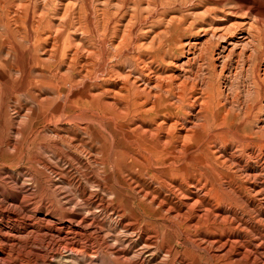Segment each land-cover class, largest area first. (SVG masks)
I'll use <instances>...</instances> for the list:
<instances>
[{
  "label": "bare ground",
  "instance_id": "bare-ground-1",
  "mask_svg": "<svg viewBox=\"0 0 264 264\" xmlns=\"http://www.w3.org/2000/svg\"><path fill=\"white\" fill-rule=\"evenodd\" d=\"M154 27L163 31L155 33ZM0 28V63L12 73L16 93L31 100L15 122H8L7 105L1 104L0 131L7 140L0 143V156L17 159L21 171L39 133L51 134L39 139L43 153L51 142L60 159L90 147L96 165L97 155L110 149L121 158L127 204L147 206L158 220L178 228L192 252L229 257L232 264H264V0H0ZM186 33L202 40L185 44L180 39ZM176 34L177 55L186 47L187 59L166 64L159 58L160 72L145 58L161 48V36L170 40ZM108 40L119 41L108 45L116 57L127 51L130 66L124 73L102 69L97 76L99 63L111 54L90 41ZM222 75L224 90L218 84ZM36 85L52 90L53 97H42ZM67 102L83 127L65 128ZM92 124L108 125L113 142H100ZM44 154L34 166L46 171ZM4 168L0 185L14 186ZM24 186L14 193L25 204L17 209L22 224L43 233L40 242L31 240L34 252L92 258L94 238L105 242L109 236L97 222L81 218L73 206L64 222L47 226L45 214L29 212L32 195ZM95 198L103 209L111 205L101 194ZM0 215L16 216L12 201H1ZM38 221L45 226L35 228ZM136 224L129 219L126 229ZM5 229L0 228V246L7 253L18 242L2 240ZM139 231L144 254L156 237L146 228ZM115 244L106 245L117 256L126 254Z\"/></svg>",
  "mask_w": 264,
  "mask_h": 264
},
{
  "label": "rangeland",
  "instance_id": "rangeland-1",
  "mask_svg": "<svg viewBox=\"0 0 264 264\" xmlns=\"http://www.w3.org/2000/svg\"><path fill=\"white\" fill-rule=\"evenodd\" d=\"M153 30L155 33L160 34L163 31V28L156 29L154 27ZM173 37L174 38L167 40L165 39L166 37L161 36V48L154 53H151V55L149 53V55L145 58L147 62H153V66L155 65V67L160 69V72L162 67L159 68L157 65L160 59H162L166 64H172L174 62H178L179 60L184 63L187 59V56L185 55L187 52L186 47L183 55L180 57L177 55V46L173 41H176L175 39L178 38V34ZM182 38L180 40L184 41L185 44L188 43V41L193 42L202 40L200 39L201 36H192L189 33L184 34ZM91 42L94 45L93 48L96 49L98 46L101 48L105 47V49L111 54L107 57L108 60L105 59L99 63V67L96 69L97 76L100 74L99 72H101L102 69L107 70V72L119 71L120 73H124L128 70L127 67L130 66V60H128L127 51L121 50L116 54L122 55H119L120 57H116L115 54H112L113 51L109 47V45L113 43V46L118 45L119 41H96V43L94 41H90V44H92ZM39 43L40 42L37 41V44ZM66 53L69 54L72 53V51L68 49ZM70 55L71 54L67 55V57ZM20 59L24 60V58L21 57ZM57 62L58 61L54 62V65L57 64ZM24 63V61H21L20 65L23 67ZM216 72L218 73V70ZM9 73V69H7L6 64L2 65L0 63V115L4 118L2 114L3 107H1V104L4 102V106L7 105V114L9 118L8 122H15L17 118H20V116L17 115H21L22 113L24 114L25 112L20 111V109L25 107L29 108L31 100L24 95L22 96L21 94L16 93V81H14L12 73ZM36 73L37 69L34 74ZM223 78L224 75L219 77L218 84H220L221 89L224 90L225 78ZM68 79L72 80L74 78L69 77ZM238 86L240 87V84H238ZM36 91L42 97H53L52 90L39 88L38 85H36ZM224 92L226 93V91ZM71 105L72 104L70 102L66 103V115L64 122L65 128H69L70 131H72V128H70L72 126L74 129L85 125L84 122H81L78 118L74 117V111L72 110ZM27 121L28 120L25 121V125H27ZM8 122L5 120V125H7ZM91 127L95 132L94 135L100 142L105 143L106 140V143L109 145L113 142V140L110 139L111 129L108 125L92 124ZM4 133L5 132L0 131L1 144L7 140V136ZM46 135L50 136L51 134H38V140L30 147V151L26 154L27 157H24V162L20 165L21 171H19L20 169L17 166V159L10 161L6 160L4 158L5 156H0V163L9 167V174L15 180L14 186H11L10 184L9 186L0 185V203L4 198L12 201L16 215L10 219H6L4 216L0 215V228H6L3 232L4 235L2 233L1 239L4 240L8 238L11 242L14 240H17L18 242V246H11L10 242L7 243L11 246L7 249V253H4L0 246V264H182L179 262V259H183L186 264H232V261L230 260L231 258L229 259V257L228 259L227 257L224 258L225 260L221 258L214 259L206 252H192L190 250V245L185 246L183 237L180 235L181 233L178 228L158 220V218L153 216L147 206H138L137 203L127 204L126 196L130 197V191L126 187H121L123 185L119 168L121 158L117 156L114 151H110L109 149L107 155H105V153L103 154V152L102 154L97 155L96 165H93L91 162V157L89 156V151H91L90 147L85 148L86 153L78 151L71 153L67 151L60 159L56 146L51 142L47 143V153H43L39 139L44 138ZM79 137L83 138L84 135L81 134ZM110 141L112 142L110 143ZM66 153L68 154L67 156ZM43 154L49 163V169H46V171L41 166H34L35 161L39 158L42 159ZM29 159L30 161H28ZM78 163L80 165H77ZM3 165H0V174H6L8 171ZM54 182L58 184L55 186ZM21 183L25 184L24 190L32 195L31 204L28 208L29 212H39L36 216L37 218H42L45 214V220L48 222L47 226L52 227V225H50L51 221L58 222L61 220V222H64V219L69 216L68 209L74 206L73 210L76 209L75 211L78 212L81 218H83V216H89L90 220L94 219L97 222L95 223L99 225L106 235H109L105 240L106 243L104 241H99L97 237L94 238V251L92 255L90 254L92 258L88 257L89 255H86L85 253L72 255L69 252H64L63 250L61 254L49 253L47 256L37 255V253L34 252L37 245H32L31 240L35 238L34 240L36 243L40 242L43 233L39 231L41 233L40 234L38 230L28 231L22 224L25 218H23L24 216L22 214L20 216L18 210L24 207L25 204L20 198H16L14 196V193H16V190ZM98 184L102 185L103 189L98 187ZM57 186L62 189V192L66 197L56 193L55 188ZM83 189H86L87 192L82 193ZM88 191L89 193H92L93 196L89 197ZM100 194L104 200H107V202L111 204L109 208L103 209L96 200L95 196ZM71 200L74 203L69 206L68 204H70L69 201ZM91 200H95V204L91 203ZM75 203H77L78 206H75ZM45 207L49 208L50 214L45 213ZM119 207H121V209ZM11 209L13 210V208ZM112 209H117V211H111ZM129 219L134 220L138 224H136L137 228L131 232L126 229ZM38 223L35 228L40 225L41 227L45 226L41 221H38ZM141 227L142 229H140ZM145 228L148 232H150V234L152 233V237H156V240H154L152 245H150V251H144V254H140L144 245L145 236L142 235L141 237V235L138 234H140L139 230L142 231L143 229L145 230ZM36 238H38V240H36ZM115 242V246L126 254L117 256L114 252H111L107 248V245H112ZM168 248H173L171 254L166 252ZM25 258H28L29 260H26Z\"/></svg>",
  "mask_w": 264,
  "mask_h": 264
}]
</instances>
